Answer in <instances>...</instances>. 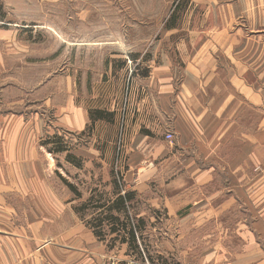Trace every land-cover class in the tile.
<instances>
[{
	"label": "rangeland",
	"instance_id": "obj_1",
	"mask_svg": "<svg viewBox=\"0 0 264 264\" xmlns=\"http://www.w3.org/2000/svg\"><path fill=\"white\" fill-rule=\"evenodd\" d=\"M206 4L204 0H0V45L6 64L0 77V264H139L143 257L139 253L145 255L141 264H197L203 258L211 260L220 244L239 245L248 230L245 225L252 221L239 212L250 208V198L242 202L225 190L222 185L228 177L219 168L214 175L218 186L189 188L182 199L167 197L164 191L173 193L170 182L156 181L155 170L145 171L154 165L155 156L146 147L130 149L133 134L123 124L127 118L122 119L131 99L141 95V88L133 86L159 85L166 76L176 87L185 83V57L198 43L179 38L188 33L190 24L191 29L201 24V14L193 19L192 12ZM118 105L116 126L91 120V112ZM76 106L86 110L90 123L81 133L64 125L66 118L78 114ZM113 137L114 148L104 141ZM163 137L169 145L175 141L170 131ZM57 140L72 147L83 171L70 163L66 152H54ZM22 148L33 152L30 161H20ZM238 150L230 146L227 159ZM175 164L167 167L175 170L180 162ZM177 172L169 173L168 181ZM244 172L250 175V170ZM116 181L118 195L135 193L127 205L131 222L144 223L138 231V250L130 247L123 228L94 224L95 213L104 212L99 205L92 207L94 194L115 198ZM176 210L187 218L183 219L187 230H194L180 243L170 238L176 219L165 212ZM190 211L207 212L202 216ZM156 212L161 217L157 230L135 219ZM163 240L167 249L172 250L173 242L179 250L186 247L182 254L187 262L180 263L184 258L178 249L155 253V244ZM161 256L163 260L157 259ZM218 258L220 253L211 264Z\"/></svg>",
	"mask_w": 264,
	"mask_h": 264
},
{
	"label": "crops",
	"instance_id": "obj_2",
	"mask_svg": "<svg viewBox=\"0 0 264 264\" xmlns=\"http://www.w3.org/2000/svg\"><path fill=\"white\" fill-rule=\"evenodd\" d=\"M204 2L207 3L205 6H196L192 12L193 19L201 14V24L191 29L188 18V33L179 38L182 42L198 43L190 56L184 54L188 60L183 70L187 77L185 83L180 88L176 87L166 76L160 78L159 85L147 86L143 83L133 86L141 88V95L131 99L125 108L122 119H127L123 124L133 134V147L130 149L146 147L155 156L152 160L154 165L148 166L145 171L155 170L156 181L170 182L168 185L173 193L164 191L167 197L182 199L183 192L189 188L218 186L214 175L219 168L228 177L222 185L225 190L234 192L235 198L242 202L244 197L250 198L247 200L250 208L239 212L242 217L252 220L250 225L246 222L249 227L245 225L248 230H245L239 245L224 247L220 244L211 260L203 258L197 264H211L216 253H220V258L215 264H264V242H261L264 238V203L258 206L264 201V0ZM172 33L169 36L172 37ZM2 38L0 31V41ZM4 73L6 64L3 46L0 45V77ZM76 109L78 114L66 118L64 125L73 132L81 133L90 124L89 118L84 108L76 106ZM107 111L115 113V121L109 123L103 120L100 123L116 126L120 122L121 105ZM168 131L175 138V141L169 142L170 145L163 137ZM104 141L114 148V137L110 142ZM232 145L239 150L233 158L227 159V149ZM21 151L24 155L20 161H30L29 156L33 152L26 148ZM73 153L76 155V152ZM201 158L206 162H200ZM178 161L180 166L178 164L175 170L167 167L176 166ZM259 167L263 171L254 172ZM246 168L250 170L249 176L244 172ZM77 170L83 171L80 168ZM176 171V176L168 181L169 173ZM165 212L170 219H176L170 238H177L180 243L184 236L191 234L189 230L194 231L190 227L187 230V223L183 221L187 218L182 216V212ZM206 212L190 211L189 214L205 216ZM209 214L212 215L211 212ZM158 215L156 212L148 218L139 215L135 219H143L151 228L155 225V229L161 219ZM165 243L164 240L156 243L155 253L162 255L157 251L178 249L174 246L175 242L170 245L172 250L167 249ZM185 249H178L182 258L186 257L182 254ZM144 258L145 255L139 264L144 262ZM157 259L163 260V257ZM185 261L186 258L180 263ZM153 262H156L155 259Z\"/></svg>",
	"mask_w": 264,
	"mask_h": 264
},
{
	"label": "trees",
	"instance_id": "obj_3",
	"mask_svg": "<svg viewBox=\"0 0 264 264\" xmlns=\"http://www.w3.org/2000/svg\"><path fill=\"white\" fill-rule=\"evenodd\" d=\"M91 120L93 121H99L104 120L108 122H113L115 119V113L114 112H108L103 109H97L94 112L90 113ZM58 137V136H56ZM65 139V137H63ZM60 142L58 145L57 143ZM55 147L53 148L54 152L61 153L66 152V158L70 161L71 164H73L76 168H80L82 165V160L77 157L73 153L72 147L70 145H65L61 140H57L56 143H54ZM71 188V191L74 192L78 197H81V194L77 191V189L74 186L69 185ZM114 190L117 192L115 195L116 197L112 199H105L104 197L107 194L101 193L98 194V196L94 197L91 200L92 205L94 203L95 209L100 207H103L104 212H101V214L95 213L94 216V224L98 228H104L107 225L118 226L120 228H123V231L126 232L128 243L130 244V247L134 250L139 249L138 245V231L142 228L144 223L140 221L139 225L134 224L131 222V217L129 216V209L130 207L127 205V203L133 201L135 199V193L134 192H126L124 195H118V191L120 190V186L118 185V182H113ZM124 216V221L121 222V215ZM115 230L112 232L114 233ZM96 235L99 237L100 234L96 233ZM124 241H122L123 243ZM139 256L144 257V253H139Z\"/></svg>",
	"mask_w": 264,
	"mask_h": 264
},
{
	"label": "built area",
	"instance_id": "obj_4",
	"mask_svg": "<svg viewBox=\"0 0 264 264\" xmlns=\"http://www.w3.org/2000/svg\"><path fill=\"white\" fill-rule=\"evenodd\" d=\"M167 136H168L169 140L173 139V137L171 135H167Z\"/></svg>",
	"mask_w": 264,
	"mask_h": 264
}]
</instances>
